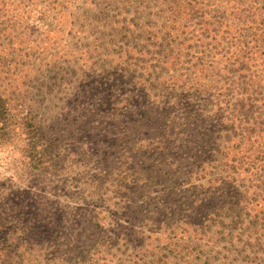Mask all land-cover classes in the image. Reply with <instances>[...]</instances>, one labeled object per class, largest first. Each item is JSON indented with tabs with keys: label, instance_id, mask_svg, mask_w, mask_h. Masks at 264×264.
Segmentation results:
<instances>
[{
	"label": "trees",
	"instance_id": "trees-1",
	"mask_svg": "<svg viewBox=\"0 0 264 264\" xmlns=\"http://www.w3.org/2000/svg\"><path fill=\"white\" fill-rule=\"evenodd\" d=\"M0 205V264H264V0H0Z\"/></svg>",
	"mask_w": 264,
	"mask_h": 264
},
{
	"label": "rangeland",
	"instance_id": "rangeland-1",
	"mask_svg": "<svg viewBox=\"0 0 264 264\" xmlns=\"http://www.w3.org/2000/svg\"><path fill=\"white\" fill-rule=\"evenodd\" d=\"M82 2V1H81ZM78 6H82V3H78ZM84 10H87V6L84 5L83 6ZM106 5L103 2L100 1H96V10L93 12H87L86 14L91 15V19L88 21V33L86 38L89 39H93L94 38H102L103 36L106 35H102V33L106 34V31H103V26L107 25L108 22H110L109 20H107L105 12H107V15L112 16L113 13H111L110 11H108L106 9ZM141 18V20L138 19H132V23L134 25H137V27H140L142 24L146 23L149 24V16H139ZM110 25V24H109ZM108 38V36H107ZM87 39H84L83 41L86 43V41H88ZM42 59V57H41ZM47 64L46 62H44V65ZM66 71V66L65 65H55L54 67H50V66H46L43 67V74L46 77V82H45V86L47 87L44 90L39 91V87L40 85L38 84V80L35 78L33 80V77L31 76L30 78L24 80L22 78H20L19 76H15L14 79V83L15 86L13 87L12 90H10V93H14L15 96L17 98H20L19 101H23L24 103L32 104L33 102L36 103L38 101L44 100V103L46 104V107L53 106V113L54 112H59L62 113L63 109L61 108V99L64 97V92L60 86L57 87V77L56 80H47L49 76L54 77V75H59L62 74ZM32 75V74H31ZM50 79V78H49ZM61 80V78H60ZM24 83V84H23ZM24 85V87H23ZM16 88V92H14ZM48 92L49 94H45L44 92ZM52 101V102H50ZM21 103V102H20ZM1 206V205H0ZM119 207H122V205H116ZM153 208V206H152ZM123 210L119 211L122 212ZM148 216H145L146 218L142 221L143 223H151V211L148 212L147 214ZM140 216H144V215H140ZM139 216V217H140ZM234 219V217L232 218ZM142 226V225H141ZM240 264V263H239ZM243 264V263H241Z\"/></svg>",
	"mask_w": 264,
	"mask_h": 264
}]
</instances>
